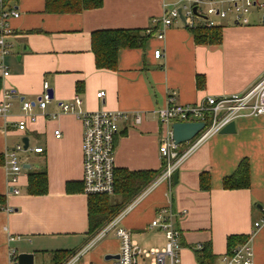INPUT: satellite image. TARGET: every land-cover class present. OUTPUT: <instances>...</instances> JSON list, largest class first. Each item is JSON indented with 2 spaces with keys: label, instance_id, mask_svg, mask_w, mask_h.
Returning a JSON list of instances; mask_svg holds the SVG:
<instances>
[{
  "label": "crops",
  "instance_id": "crops-1",
  "mask_svg": "<svg viewBox=\"0 0 264 264\" xmlns=\"http://www.w3.org/2000/svg\"><path fill=\"white\" fill-rule=\"evenodd\" d=\"M172 1L101 0L99 7L70 10L68 0L9 2L19 16L9 20L12 35L7 38L10 48L5 57L9 75L0 77V92L3 86L14 93L8 113L0 115V264H9L11 250L16 255L33 253L34 264L59 263L93 235L88 231L87 195L81 188L83 129L76 115L60 111V101H70L77 93L85 111L141 112L138 125L119 121L113 138L115 169L159 170L164 126L154 110L165 105L168 95L174 92L173 100L179 103L206 95H234L263 74L264 8H251L246 23L220 19L217 43L196 42L181 20L158 39L160 24L151 20L158 19ZM227 1L218 3L226 6ZM152 27L155 31L142 45L117 51L115 70L95 66L92 31ZM158 48L162 55L155 58L153 51ZM43 81L49 86L50 99L44 110L33 106L36 119L20 131L16 128L20 101H36ZM100 90L104 91L101 99L95 96ZM233 124V132L213 134L193 150L175 169V182L155 184L122 214L119 225L131 232L136 244L145 249L164 246L162 230L149 223L158 208L169 205L180 230L181 264H198L194 252L205 243H210L215 256L213 264H221V255L247 236L252 264H264V226L252 225L264 216V115L236 117ZM23 137L28 149L19 150L17 159L29 168L21 169L14 186L18 193H14L8 187L6 152ZM36 146L42 150L35 152ZM244 163L247 186L224 187L223 178L237 173ZM32 170L45 174L41 193L27 190V172ZM108 197L113 202L119 199L114 192ZM119 246L110 231L81 260L111 264L112 258L105 257L118 254ZM54 254L61 257L56 262ZM139 263L143 264L142 259Z\"/></svg>",
  "mask_w": 264,
  "mask_h": 264
},
{
  "label": "built area",
  "instance_id": "built-area-1",
  "mask_svg": "<svg viewBox=\"0 0 264 264\" xmlns=\"http://www.w3.org/2000/svg\"><path fill=\"white\" fill-rule=\"evenodd\" d=\"M219 0H173L170 7L158 18L152 19L155 25L160 24L156 32L159 39L163 36V31L172 26L173 22L179 21L182 16V23L185 27H193L197 24H204L208 27L220 25V19L227 18L237 23H246V14L253 7L264 8V0H228L226 6H220ZM1 4V0H0ZM195 10H193V7ZM19 16L17 9L0 5V77L9 75L5 57L9 53L10 44L7 38L12 35L9 20ZM148 31L150 28H147ZM155 58H160L162 51L160 48L153 51ZM42 91L36 101H26L21 99L20 113L16 121V128L24 130L28 121L36 119L33 106L36 104L44 110L50 99L49 86L46 81L42 82ZM0 92V115H6L9 111V100L13 96V91L6 87H1ZM104 91L96 92V98L101 99ZM174 92L167 96L165 105L154 110L158 122L164 126V133L159 139L158 154L162 159V171L133 199L99 227L79 249L72 252L64 260L54 264H91L82 261L81 257L90 250L93 245L113 231L119 242L118 257L112 258L111 264H181L179 257L178 243L180 230L174 222V213L171 207H160L156 215L151 219L149 227L154 226L162 230L164 236V246L161 248L145 249L136 244L131 238V232L119 225L122 214H124L136 200L148 192L155 184L166 181L170 184L172 175L178 165L192 153L199 145L206 141L209 136L218 133L228 122L236 117H249L251 115H264V72L245 91L234 93V95H206L204 98L190 103H179L173 100ZM81 100L79 95L73 94L70 101H60L59 108L62 112H69L76 115L83 129L82 133V178L81 188L84 194L110 195L114 192V135L118 131L119 121L129 120L132 125H138L142 121V113L138 111H111L106 109L88 110L80 108ZM52 116H54L52 114ZM177 121L191 122L200 121L204 127L197 132L189 141L175 143L171 138L170 124ZM59 136V131H55ZM23 143L17 142L14 148L6 152L8 168V187L11 192L18 193L15 184L18 174L23 165L17 159L19 150L25 151ZM35 152L42 150L41 146L32 148ZM11 209V208H8ZM184 211V210H182ZM254 228L264 226V216L255 219L252 223ZM12 239V237H11ZM201 245H198L200 247ZM9 264L16 263L14 250L9 252ZM42 264V263H40ZM221 264H252L251 247L249 236L238 245L225 251L221 255Z\"/></svg>",
  "mask_w": 264,
  "mask_h": 264
},
{
  "label": "trees",
  "instance_id": "trees-1",
  "mask_svg": "<svg viewBox=\"0 0 264 264\" xmlns=\"http://www.w3.org/2000/svg\"><path fill=\"white\" fill-rule=\"evenodd\" d=\"M11 0H1L0 5L11 7L9 2ZM101 0H68V9H81L85 7H99ZM191 31L195 41L198 43H217L220 39V26L208 27L204 24H197L193 27H188ZM155 28L140 29H100L91 32V50L94 56L95 66L97 68H105L115 70L117 51L123 47L140 46L144 38L155 31ZM242 167V168H241ZM240 170L230 176L224 177L222 180L223 186L226 188L245 187L248 182V167L247 164H242ZM162 169V167H161ZM159 170H134L130 171L125 168L115 169L114 178V194L118 196V201L113 202L108 195L91 194L87 195L88 202V217H89V233L93 234L94 230L104 225L110 220L113 215L128 202L135 194L145 187L151 180H153L160 172ZM28 183L27 190L31 193L43 192L45 185V174L41 170H32L27 172ZM201 180V177H200ZM2 198L0 197V202ZM231 236L227 238L230 244ZM245 239V238H244ZM242 239V241H244ZM241 241V242H242ZM231 250V247L227 251ZM57 254V253H56ZM56 254L52 256L53 261H58ZM194 257L198 264H213L215 259L211 251L210 243H205L197 247L194 252ZM63 258V257H62Z\"/></svg>",
  "mask_w": 264,
  "mask_h": 264
},
{
  "label": "water",
  "instance_id": "water-1",
  "mask_svg": "<svg viewBox=\"0 0 264 264\" xmlns=\"http://www.w3.org/2000/svg\"><path fill=\"white\" fill-rule=\"evenodd\" d=\"M195 10L194 6L192 7ZM180 19L182 21V16L180 15ZM261 20L264 22V14L262 15ZM50 93V89H49ZM170 132L171 138L174 142L182 143L189 141L197 132H199L203 127V123L200 121H191V122H184V121H177L170 124ZM234 124L233 121L228 122L224 127L221 128L219 131L221 132H233ZM24 148H27V138L23 137L21 139ZM26 168H29V164L23 165ZM177 171H174L172 175L173 182L176 181L177 178ZM118 254H108L105 258H117ZM16 263L17 264H34L33 262V253L30 252H20L16 255Z\"/></svg>",
  "mask_w": 264,
  "mask_h": 264
},
{
  "label": "rangeland",
  "instance_id": "rangeland-1",
  "mask_svg": "<svg viewBox=\"0 0 264 264\" xmlns=\"http://www.w3.org/2000/svg\"><path fill=\"white\" fill-rule=\"evenodd\" d=\"M257 14L260 15L261 14V11L259 13H257ZM35 261H37V259H35Z\"/></svg>",
  "mask_w": 264,
  "mask_h": 264
}]
</instances>
